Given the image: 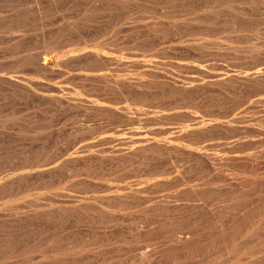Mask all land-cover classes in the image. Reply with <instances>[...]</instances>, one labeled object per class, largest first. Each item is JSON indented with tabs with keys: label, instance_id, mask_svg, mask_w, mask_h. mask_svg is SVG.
Returning <instances> with one entry per match:
<instances>
[{
	"label": "rangeland",
	"instance_id": "obj_1",
	"mask_svg": "<svg viewBox=\"0 0 264 264\" xmlns=\"http://www.w3.org/2000/svg\"><path fill=\"white\" fill-rule=\"evenodd\" d=\"M11 1L12 3L10 2V4L9 1L6 3V6L8 5L7 7H10V10L9 8L7 9L10 12L13 9V7H15V9L12 10V12H10V14H12L15 21L18 17L19 19L17 20L21 21V18L23 16L21 23L20 22L18 23V21L16 22L20 26L22 24L29 26L26 27L24 25L22 27H25L26 30H29L28 32L34 34L33 36H31L32 45H34V43L35 44L38 43V45L42 44L40 38L38 37L39 34L37 32V29H39V27H47L45 25H48V27L49 26L51 27L52 25L51 28L53 29V31L51 30L52 35L50 34V37H51V41L52 42L54 41V43L51 42V44H53L55 47L51 44H49L51 47L47 45L50 55L49 56L50 59L49 58L47 59L48 60L47 63L50 62V64H53L57 57L62 56V54L65 55V53L69 54L70 56L67 55L69 56L68 62L66 59L58 61L60 64L54 68L57 71L55 70L53 71L54 78L52 79L54 80L50 82L49 80L44 79L43 76L37 75L36 72H34L36 76L34 74L31 75L33 73V70L30 67L21 66L22 60L20 58L23 56L22 53L24 51L23 49H27L29 46H32L30 45L31 43H29L28 47H25L27 45L24 43L23 45H21V43L18 42L19 40L17 42L14 41L12 44H10L9 42L7 43L4 41H0V75L8 72H11V75L9 74V76L19 77V78L20 77L28 78L31 75L28 78L29 82L28 81H27L28 83L26 82L28 84V87L25 86L23 90L18 88V85L15 84L14 82H13L14 84L11 83L12 86L17 85V88L20 89V91H22L21 92L22 94L20 93V91H18L17 88H15V86H13L15 88V91H13L14 94L12 93V91L7 92L6 89L3 90L4 92L0 91V110L1 109L3 110L0 113L5 112L4 115H9L8 120L12 124L11 126L7 125L9 128H7L8 130L6 129L7 131H5L8 134H10V136L8 135L6 137L5 135V137L3 138L0 137V180L2 181V182L0 181V206L2 205L1 208H3V205L5 204L4 209L1 210L0 208V220H1L0 221V233H1L0 262L1 263L0 264H8V263L9 264L10 263L12 264L13 263L14 264H27V263L28 264L31 263L32 264H52V263L53 264H63V263L64 264H204V263L211 264L213 262V256L215 258L216 263L213 262L212 264H219V261L220 263L221 261L222 262L225 261L226 263V259H227L226 256L223 257L220 256V254L215 255V253H219L218 251L221 250L220 244L218 243L219 234L217 230L218 228H216V224L222 223L223 225L225 224L227 225L228 221H226L225 219L226 217L227 220L230 218L229 221H231L232 223L234 221L232 219H234L235 216L236 218L239 217L235 221L236 223L234 222V225H230L231 224L230 222L229 228L228 229L226 228L227 229L225 230L226 232L223 233V235L226 236L225 237L226 240L229 239V237L236 235L234 238H232L235 240L237 239L236 237H238L239 233L243 229L244 230L247 229L248 225L246 224L249 223L252 214L256 212L255 211L256 206L254 207V205H257V211H258V206L260 207L259 213L264 212L261 210V209L264 210V151H263L264 128H262V126L261 127L258 126L259 124L264 122V119L260 120V117L264 115V112L257 109L256 106L253 105L250 106L249 103L250 100L252 101V99H254V97H256L259 91L261 90L259 89V87L261 88L262 84L264 83V82L262 83V81H264V76L263 78L258 79L256 77L254 78V75L252 74L250 75L248 80L252 82L246 81L248 84L246 86V92L248 91L247 92L248 103L244 106L245 109L243 108V113L241 112L243 119L244 116H246V118L244 119L246 121L245 133L247 134L248 137L250 136L249 134L255 136H251L253 140H250L251 137H249V139H245L244 142L242 141L243 143L241 141L238 142L237 140H236L237 142H234L235 141L234 139H236L235 137L238 135V133H236L237 128L235 129L236 124L234 121L235 119L234 114L236 112L237 106H235L236 104L235 103L236 95L234 93L235 88L231 87L233 86V84L232 81L230 82L231 77L229 76L230 73H232L230 75H233V72L235 70L234 64L236 63V61L233 60L234 57H232L229 54H228L229 56H227L225 53H223V55L220 54V56L217 57L216 55H214L212 56L214 58L212 57L210 58V56H207L206 53L203 52L202 55V52L201 53L194 52L192 49H190V47L187 46H181V45L174 46L169 43H163L159 46L157 43L152 42L150 39L146 40L145 38H142V40L140 39L141 41L138 40L139 42L137 41L134 42L133 40H131V35H130L131 32L129 28H132L131 26L139 27L138 22H136V19H134L136 23L132 22L133 24L132 23L128 24L129 22H126V20L131 21L130 18L132 17L131 16L132 11L130 12L129 9H125L126 13L125 11L123 12L122 19L123 22L125 21L128 26L126 25L125 27H123L124 30L121 32L122 30L121 29L119 31V34H117V36H119V41H120L119 43L123 45L124 50L129 52L132 51L131 53L137 52L139 54H142L141 55L142 57L141 56H137L134 58L132 57L134 60L132 61L130 58L131 60V61L129 60L130 64L123 66L120 65L114 70L110 69V73L108 72V70L105 71L106 74L108 73L110 74V75L108 74L109 76H111L112 73V77L114 78L117 75L115 78L117 79L116 84H119V86L124 84L121 87L122 88L121 99L119 105V107L123 108L122 113L124 117L121 118L122 119L121 123L117 124L113 122L111 115H109L111 112L105 110L104 108L101 109L102 107L99 106L102 102L104 104V101L106 103V100L110 101L111 98L109 97H111L112 91H109V89H107L106 91L104 88L101 87L103 85L101 84L102 80L100 79L103 73L98 72L97 70L96 73L92 71V69L95 70L98 67L96 66L97 64L93 60L85 61L83 59H78L77 56H75L77 58L74 57V60L71 59L73 58L72 56L75 55L74 52L71 54V51H75L76 49L80 50L82 47H84V45H80V43H77L79 42V40H77L78 38L76 37L77 34L81 35L80 30H81V26H83L82 25L83 22L82 23L80 22L81 24L80 25L78 21L75 22V20H76V15L78 14L79 11L78 9L84 6L83 3L85 4L86 0L84 2L83 0L81 1L74 0L76 1V3L73 0L71 1L60 0V2L59 0H40V1L20 0L18 2L16 0H11ZM24 1L26 2L25 4ZM53 1L55 2L53 3ZM64 1H66L67 3ZM179 2L183 3V7H181L182 4L179 3L181 6L178 5V7L180 6L181 8L180 7L177 8V10H182L181 14H184V12L186 13L189 11H190L189 13H192L191 11L192 10L194 11L195 9L196 12V14H194L195 18L198 17L202 21V17L199 16L200 15L199 12L202 9L198 10L199 8L198 5H195L194 2L191 3L192 2L191 0H181ZM18 3H21L20 7ZM77 3L79 4V7L78 5L75 6ZM191 4L193 5V7ZM10 5L12 6V8ZM38 6L39 8H37ZM188 7H191V9L186 11ZM61 9L63 12L61 11ZM65 9L67 11H65ZM143 9L145 10L148 9V11L152 12L151 10L153 8L151 9L144 7L141 8L140 11H142ZM16 11L19 13H17ZM52 11H54L53 14L55 15H52ZM56 11L57 13H55ZM127 11L130 12V14L127 13ZM38 12L39 14L41 13L42 15L40 14L41 15L40 16ZM15 15L18 16L15 18ZM54 16H56V18ZM93 16L94 14L90 17L89 20L90 22H87V24L89 23L92 25V23H95L93 25L96 26V22H95L96 18ZM40 17L42 19L44 18L43 21ZM198 18L197 21L200 22ZM73 20L76 23L74 24V26L75 27L77 26V28H75V31L76 29H78L77 30L78 33L76 35H74L73 33L71 34L68 33L69 31L67 32L66 30L67 28L65 27L67 26V24L65 23L69 21L70 23H68V25L73 24ZM35 21L38 22L39 24L36 23ZM61 21H63L64 23H62ZM42 22L45 25L42 26L41 25ZM56 23H58L59 28L57 27ZM87 24L85 25L84 23L85 26L83 27L91 26ZM228 24L231 25V22L228 21ZM183 26L187 27V29L184 28ZM183 26L178 27L175 26L174 24H168L163 26L160 25L158 26L156 24H149V26L146 27V30L152 32H158L159 30L163 29L161 30L162 32L160 31L161 35L165 38H169L172 35L173 36H175L176 34L181 35V31H183L184 29L185 32L188 31L189 25L183 24ZM60 28L62 30V32H60L62 33V35L58 38L55 30L60 31ZM175 28H177V30H175ZM63 34L65 40L62 37ZM66 35L69 39L66 38ZM115 36L111 38L107 37L105 40L112 41L115 39ZM52 37H54L53 40ZM71 39L72 41H70ZM57 40H59V42ZM93 41L95 46L89 47L90 45H87L88 46L87 48L85 49L83 48L84 49L83 53L92 51L94 48L99 47V40L94 39ZM139 43L142 45H139ZM143 43L145 44L143 45ZM114 44H116V42ZM18 45L21 49L18 47ZM145 55H147L148 58L147 57L145 58L144 57ZM223 57L224 58L227 57V58L224 59ZM229 57L232 59H228ZM142 58L144 60H140ZM151 58H153L154 60ZM211 59H213V61H210ZM70 60L72 63H70ZM138 61L140 64L138 63ZM263 61L264 60L260 62L264 63ZM135 62H137L138 64ZM145 62L148 64H146ZM256 62L257 63L254 62L255 65L261 64L258 62V60ZM87 63L89 65H87ZM248 63L251 64V62ZM248 63L246 64L247 66L245 65L244 68L248 70L250 74V72H254L255 69H254V64H251L252 66L250 65V68L252 67L254 70L252 68L250 69ZM43 64H46V61ZM148 65L153 68L149 67ZM137 67L139 68L144 67L143 69L145 70H142L141 68L140 71L139 68ZM128 68L134 74L137 71L136 74L134 75L133 73H131ZM209 68L210 69L212 68V71L214 73ZM27 69L31 71L28 72ZM97 69H99V67ZM121 69L122 71L123 69L125 70L121 72ZM113 71H115L116 74ZM117 71H119L118 73L120 75L117 73ZM128 72L132 76L131 75L129 76ZM226 74L229 76L228 78ZM121 75L122 78L120 77ZM117 77L121 79L119 80V78ZM224 77L227 78L228 80L225 79ZM32 78L35 80H33ZM30 81H33L34 83ZM84 81H86V83H84ZM185 82L188 84H186ZM88 83L89 85H87ZM7 84L10 83L7 82ZM7 84L5 85L8 86ZM47 84H51V85L53 84L52 85L53 88L50 91L58 92L56 95V99L49 102L47 101L48 100L47 97H44L45 99L43 98L44 99V100L42 99L43 101L33 97L34 95L37 94L40 95H42L43 93L45 94V91H47L48 89ZM54 85L57 87H55ZM29 87L31 92L29 90ZM32 87L35 89H32ZM66 87L69 88L67 89ZM89 90H91V92ZM23 91L26 94H24ZM40 91L41 93H39ZM9 92L10 94H12L11 96L9 95ZM36 92L38 93L36 94ZM56 92H54V95L56 94ZM4 93H6V95H4ZM32 93L34 95H32ZM61 93H66L67 96L63 97V94ZM88 93L93 96H96L95 101H99V102H98V106L95 105V108H92L93 111L91 109L90 111L87 110L90 113L87 111H85L87 113H83L85 108L82 107L81 103L79 102L80 100L78 101V103L77 101L74 100L76 98L79 99L78 94H80L82 97L83 96L86 97ZM58 95L59 97H57ZM71 95L75 96V98L72 97ZM145 95L147 96V98L145 97ZM93 96H91V99L90 98L89 99L94 101L95 98ZM69 101H73V102L70 103ZM73 103H75L76 105ZM130 103L132 104L130 105ZM78 107H82L81 112L77 109ZM127 107L130 109H128ZM197 108L198 109L200 108L201 110V111L200 110L197 111L198 112L197 114L199 115L196 114ZM132 109H135L137 112L134 110L133 113V111H131ZM129 110L130 113L128 112ZM144 110L146 112H144ZM153 110H155L154 111L155 113H153ZM193 110L194 113H192ZM156 111H158L156 117L157 116H159V118L162 117L160 119L162 121H160L159 118L157 119L155 117ZM188 111H190V113ZM184 112H186V114H184ZM152 113H153V117L151 116ZM163 113L165 115H163ZM106 114L108 116H106ZM133 115L134 116L138 115L140 118L141 115H143L141 119L138 116H136L137 118H134L136 122L137 120L140 122L137 123L141 124L139 129H138L139 124L135 123V121L133 120L134 117ZM185 115L186 116L189 115V117L191 118L189 122H184L185 125L186 124L188 125V126L186 125V127H189V129L185 127L182 128V126H180L182 124L184 126V123L179 122V118L180 116L182 117ZM200 116L203 119L205 118L204 120L201 119L203 123V125L201 126L205 127L206 125L207 127V125L212 122L211 123L212 125L211 124L208 125L207 127L208 129L205 128L206 130L204 129L202 130L200 129L201 126L197 125V122L201 123V120H198L199 118H201ZM194 117H196L198 121L196 120V118L194 119ZM154 118H156L159 122L157 121L154 122ZM210 118L211 119L214 118V119L211 120ZM104 119L107 120L104 121ZM207 119L208 120L210 119L209 121L211 122H208ZM193 120H195L196 123L195 121L193 123ZM206 120L208 123H206ZM107 121L110 122V124ZM215 121L217 124H215ZM10 122L8 124H10ZM176 123L177 124L180 123L179 125H177L180 128L174 129ZM196 125L199 128L195 127ZM105 127H107L106 132L110 130V132L106 134V137L109 135V133L110 135L112 134L118 135L125 133L124 135L130 134L129 137H132L134 134L133 132L136 131V129L140 131V128H142L143 129L142 132L145 129L146 133L150 137L155 138V141L151 143L150 141L145 142L141 140L139 141L136 140L134 141L136 145L131 146L130 149L129 144L126 142L125 139L120 141H111L104 143L100 146L99 149H97L95 148V145L96 144L100 145V143L106 138L104 134L106 133L104 131ZM113 127L118 128L120 133H118L117 129H116L117 131L115 132V129ZM10 128L12 129L14 128V130L12 129L10 130ZM16 128L19 130V132L21 130V133H19ZM172 128L174 133H172L173 132ZM170 129H171V133L169 131ZM176 129H178V131ZM183 129L185 130L183 131ZM16 130L17 132H15ZM29 130H31L33 133L35 130L36 133L33 134ZM94 132L97 133L104 132L103 133L104 135H102L104 138L102 137L100 140L99 138L101 136L96 137L98 138L96 140H94L95 138H93V140L88 138V136ZM167 132H169V134ZM12 134H14V136ZM255 137L257 140L255 139ZM131 142H133V140ZM237 143L238 145H236ZM92 145L93 147H91ZM171 145H174L172 147H175L176 145L175 149H172ZM184 146L190 149L187 150L186 148H184ZM80 150L82 151L83 155ZM74 153L75 155L78 156L77 157L74 156ZM80 154L82 155V157H80ZM31 165L32 167L34 165L33 171ZM49 165L51 167H49ZM29 171H32V175L31 173L28 175L26 174ZM5 176H9V178L7 177V179L10 180L9 181L4 180ZM182 179H184V182L185 180H187L188 182L187 184L189 186L188 185L185 186L188 187H184V184L186 182L185 183L183 182L184 183L183 185L182 183H180ZM121 180L124 182H121ZM112 181H114L115 183ZM111 182L113 183V185ZM107 183H111V184H107ZM116 183L118 186H121L123 184L122 186H124L125 188H121V189L124 190L123 193L125 192L127 196L126 197L118 196L114 200V207H109L110 209L105 208L103 205L100 204V202L105 201L104 198L103 200L102 198H100L101 199L100 200L98 199V197H103L104 195H106L104 197H107L112 195L110 194V191L111 192L114 191L111 189L117 186ZM110 185H112L111 189H110ZM48 186L49 188H47ZM179 186L182 188V190ZM107 188L110 191L107 192L106 191L108 190ZM178 188L180 189V191ZM187 188L188 189L190 188L191 191L190 189L187 190ZM184 189L186 191H184ZM27 190H31V191L28 193ZM53 190L57 195L54 193ZM24 191L26 193L23 194ZM104 191L106 192L104 193ZM37 192L39 194H37ZM41 192L42 193L45 192V193H43L42 195ZM58 192L60 194H58ZM91 193L94 194V196L92 195L93 197L91 196ZM28 194H32V197L33 196L34 197L29 199L31 195L29 196ZM54 194L55 196H53ZM25 195H28L27 198L28 201L30 202L27 201ZM36 195L40 197H36ZM95 195H97V198L95 197ZM45 196H47L48 199L47 197L45 198ZM242 196L243 198H241ZM22 197L25 203H23ZM229 197H231L230 199H233L234 201H231ZM83 198L84 199L92 198V199L90 200L86 199L84 200V202H82ZM7 199L8 201H6ZM253 199L258 202L255 203ZM223 200H227V201H223ZM236 200L237 203H233L236 202ZM11 201L14 206H12L11 204L10 206L8 205L9 202L11 203ZM18 201L20 203L22 202V204L20 203L18 204L17 203ZM247 201L248 203L249 202L250 203L248 204ZM26 202L28 204H26ZM226 202H232V203H227L228 205L230 204V206H227ZM14 203L17 205V207ZM88 203H91L92 205ZM6 204L10 209H6L8 208ZM79 204L80 205L83 204V207L84 206L86 207L84 208L85 214H82L84 210H82ZM221 204L222 205L225 204L226 206L223 207ZM231 205L233 207H231ZM250 205L253 207L251 208ZM88 206L90 207V209ZM92 207L94 208L91 209ZM99 207L101 208L103 207L106 210L105 211L106 213L100 211ZM110 210H112L113 212L115 211L116 213L115 212L112 213V211ZM91 211L93 212V214ZM225 211H227L228 213L227 212H226L227 214L224 213ZM2 213L4 215H2ZM232 213L235 215L234 217H231L233 216ZM106 214H109L110 216H107ZM228 214L231 216H229ZM7 215H9L10 217H7ZM89 215L92 218L89 217ZM262 215H263L262 219L264 222V214ZM84 216L86 219H84ZM219 216L222 217V219H219L220 218ZM224 216L225 218H223ZM1 217L2 219L5 217L3 221ZM94 217L95 220L97 221L93 220ZM26 218L28 221H26ZM218 219L220 220V222ZM86 220H88L87 221L88 223L92 222L91 224L94 227L93 226L91 227L90 224L86 223ZM222 220L226 221L225 224L223 223ZM226 225L225 227L228 226ZM261 227H264V223L259 227V229H257L258 231L256 230L254 232L255 235L253 234L254 237L253 236L252 237L253 239L255 238L259 239L260 236L262 235L260 238L261 241L258 240V242L259 244L260 243L264 244V239L262 240V238H264L263 235L264 228ZM179 229L181 230L183 229L182 231L184 232H182ZM173 231L179 232V234H181L182 236L181 235L179 236L177 234L178 235L177 237H181V238L182 237L191 238L192 236H194V242L184 244V246L179 245L174 241L175 238H173L172 236ZM256 233L257 235L260 234L261 235L256 237L257 236ZM141 237L145 240L141 239ZM139 239L141 241H138ZM142 240L145 242H143ZM91 244H93L94 246H91ZM230 245H228V247ZM71 246L73 249L71 248ZM75 246L78 248L76 249ZM69 248L72 249L73 256L67 254V251L70 250ZM96 249L99 252L96 251ZM80 250L82 251L81 254H80ZM75 252L77 256H75L76 255ZM93 252L95 254H93ZM184 252H189V254L191 253L190 254L191 257L190 256L188 257L189 254L188 253L185 254ZM181 254H182V258L183 259L186 258V259L184 260L181 259L180 257ZM6 255L7 258H5ZM18 255L19 257H17ZM9 256L11 257L9 258ZM217 256L223 258L221 259L219 257L218 259ZM239 257L240 256H238V259L234 261V263L233 262L232 263L241 264V262L243 261L242 264L243 263L254 264L251 262L253 260L248 255L242 256L243 258L241 259H239ZM244 257L245 260H247L246 257L247 258L250 257V258L244 262ZM261 258L262 260H264V256L262 255L260 256L258 264L260 263L264 264L263 261L260 260ZM42 259L44 261H42ZM209 261H211V263Z\"/></svg>",
	"mask_w": 264,
	"mask_h": 264
},
{
	"label": "bare ground",
	"instance_id": "obj_2",
	"mask_svg": "<svg viewBox=\"0 0 264 264\" xmlns=\"http://www.w3.org/2000/svg\"><path fill=\"white\" fill-rule=\"evenodd\" d=\"M9 1V4H10V2L12 3V1L11 0H0V41H4V42H9L10 44H12L14 41H18L19 43H21V45H23V43L24 44H26L27 46H25V47H28V45H29V43H31V36H33L34 34H31L30 32H28L29 30H26V28L25 27H22V26H24L25 24H22L21 26L20 25H18V23L20 22L21 23V21H22V18H23V16H22V18H21V21H18L17 19H19V17L16 19V21H18V23L14 20V18H13V16H12V14H10V12H12V10H14L15 9V7H13V9L9 12V10H10V7H7L6 6V3ZM17 2L18 1H20V0H16ZM37 1V0H36ZM40 1V0H39ZM69 1H71V0H69ZM68 1V2H69ZM74 1V0H73ZM78 1V0H77ZM79 1H81V0H79ZM85 0H83V2H84ZM87 1V2H86ZM85 1V4L83 3V2H81V3H83V5L84 6H82L80 9H78L77 7V9L79 10L78 11V14L76 15V20H75V22L76 21H78V23L80 24V22L82 23V25L83 26H85L86 24H87V22H90L89 20H90V17L94 14V16L93 17H95L96 18V26L95 25H93V24H95V23H92V25L91 24H87V25H91L90 27L89 26H86V27H83V26H81V30H80V32H81V35L80 34H77L78 32H77V30L78 29H76V31H75V28H77V26L75 27L74 26V24H76L75 22H74V20H73V24H69L68 25V23H70L71 21V18H70V22L68 21L67 23H65V24H67V26H65L64 28L67 30V32L68 33H73L74 35H76V37L78 38L77 40H79V42H77V43H80V45H84V47H82L80 50H75V51H71V54L74 52V54L75 55H73L72 57L73 58H71V59H73L74 60V57L75 56H77L78 57V59H83V60H85V61H87V60H93L97 65L96 66H98L99 67V69H95V70H93L92 69V71H94V73H96L97 71L98 72H102L103 73V75H102V77H101V79L100 80H102L101 81V84L103 85V86H101L102 88H104L106 91H107V89H109V91H112V94H111V97H109V98H111L110 99V101H107L106 100V103H105V101H104V104H103V102L99 105L100 107H102L101 109H105V110H108V111H110L111 113L109 114V115H111V118H112V120H113V122L114 123H121V121H122V117H124L123 116V113H122V111H123V108L122 107H119V105H120V99H121V87H122V85H124V84H122L121 86H119V84H116V82H117V79H115L116 78V76L115 75H113V76H115V78L114 77H112V73H111V76H109L110 74V69H115V68H117L118 66H123V65H127V64H130L129 63V60H130V58H131V60L133 61L134 59V57H137V56H141L142 54H139V53H137V52H133V53H131V52H129V51H126V50H124V48H123V45L121 44V43H119L120 41H119V36H117V34H119V31L121 30V32L124 30L123 29V27H125L126 25H127V23L126 22H129L128 24H131L132 22H135V20L134 19H136V22H138V26L139 27H135V26H131L132 28H129V30H130V32H131V40H133L134 42H139V41H141L142 40V38H145L146 40H151L152 42H155V43H157L159 46L161 45V44H163V43H169V44H171V45H174V46H187V47H190V49H192L194 52H202V55H203V52L204 53H206V55L207 56H210V58L212 57V56H214V55H216V57L217 56H220V54H222L223 55V53H225L227 56H229V55H231L232 57H234V61H236V66H235V64H234V72H233V75H230V74H232V73H230L229 74V76L231 77L230 79V82L232 81V84H233V86H231V87H234L235 89H234V93H235V95H236V97H235V106H237L236 107V112H235V119H234V121H235V124H236V127H235V129L237 128V132L236 133H238V135L235 137L236 139H234L235 141L234 142H244V140L245 139H249V137H251V136H255V135H251V134H249L250 136L248 137L247 136V134L245 133V126H246V121L244 120L245 118H246V116H244V119H243V117H242V113H243V108H244V106L248 103V98H247V96H248V91L246 92V86L248 85L247 84V82L246 81H248L249 80V77H250V75H254V78L256 77V78H263V76H264V63H262V62H260V61H262V60H264V0H191L192 2L191 3H193L194 2V4L195 5H198L199 6V8H198V10H200V9H202V10H200V17H202V21L198 18V17H196L195 18V16H194V14H196V12H195V9H194V11L192 10L191 12L193 13H189V12H184V14H181V12H182V10H177V8H179L181 5L180 4H182V6L181 7H183V3H180L179 1H181V0H86ZM46 2V1H45ZM55 1H53V3H54ZM59 2H60V0H59ZM64 2H66V1H64ZM75 3H76V1H74ZM73 2V3H74ZM23 3V2H22ZM26 2L24 1V4H25ZM67 3V2H66ZM80 3V2H79ZM180 3V4H179ZM186 3V2H185ZM14 4H16V3H14ZM19 4V7H20V4L21 3H18ZM23 4V5H24ZM36 4V3H35ZM189 4V3H188ZM12 5V4H11ZM10 5V6H11ZM23 5H21V6H23ZM56 5V4H55ZM55 5H53V6H55ZM65 5V4H64ZM64 5H63V7H64ZM75 5V4H74ZM78 5V7H79V4L77 3L75 6H77ZM178 5H180L179 7H178ZM192 5V4H191ZM13 6V5H12ZM12 6H11V8H12ZM14 6H16V5H14ZM37 6V5H36ZM44 6V5H43ZM70 6V5H69ZM72 6V5H71ZM18 7V6H17ZM28 7V6H27ZM56 7H58V6H56ZM153 8L151 11L152 12H150V11H148V9L147 10H145V9H143L142 11H140L141 10V8ZM180 7V8H181ZM192 7H193V5H192ZM195 7V6H194ZM197 7V6H196ZM7 8H9V10L7 9ZM24 8H25V6H24ZM35 8V7H34ZM37 8H39V6L37 7ZM47 8V7H46ZM54 8V7H53ZM66 8V7H65ZM19 9V8H18ZM22 9H23V7H22ZM51 9V8H50ZM67 9V8H66ZM65 9V11H67ZM69 9V8H68ZM125 9H129L130 10V12H131V18H130V20L131 21H129V20H126V22L124 21L123 22V19H122V14H123V12L125 11ZM184 9V8H183ZM189 9H191V7H188V9H186V11L187 10H189ZM31 10H33V9H31ZM36 10V9H35ZM38 10V9H37ZM56 10H57V8H56ZM197 10V11H198ZM18 11V10H17ZM16 11V12H17ZM61 11H62V9H61ZM61 11H59V12H61ZM76 11V10H75ZM140 11V12H139ZM35 12V11H34ZM40 12V11H39ZM39 12H38V14H39ZM50 12V11H49ZM53 12L54 11H52V15H55V14H53ZM63 12V11H62ZM130 12H128L127 11V13H129L130 14ZM195 12V13H194ZM17 13H19V12H17ZM55 13H57V11L55 12ZM125 13H126V11H125ZM20 14H21V12H20ZM37 14V15H38ZM41 14V13H40ZM39 14V15H40ZM76 14V13H75ZM92 14V15H91ZM14 15V14H13ZM19 15V14H18ZM17 15V16H18ZM42 15V14H41ZM40 15V16H41ZM69 15V14H68ZM16 15H15V18L17 17ZM57 16V15H56ZM56 16H54L55 18H56ZM126 16V15H125ZM35 17V16H34ZM43 17V16H42ZM41 18V17H40ZM40 18H39V20H40ZM197 18H198V20H200V22H198L197 21ZM42 19V18H41ZM44 19V18H43ZM43 19H42V21H43ZM57 19H58V17H57ZM33 20V19H32ZM38 20V19H37ZM68 20V19H67ZM67 20H65V21H67ZM94 20V19H93ZM58 21V20H57ZM228 21L229 22H231V25H229L228 24ZM24 22H26V21H24ZM23 22V23H24ZM36 22V21H35ZM40 22H41V20H40ZM48 22V21H47ZM55 22V21H54ZM62 23H64L63 21H61ZM60 22V23H61ZM135 22V23H136ZM17 23V24H16ZM36 23H38V22H36ZM84 23H85V25H84ZM98 23V24H97ZM134 23V24H135ZM39 24V23H38ZM52 24V23H51ZM51 24H49V25H51ZM65 24H63V25H65ZM133 24V23H132ZM149 24H156V25H160V26H163V25H168V24H174L175 26H178V27H180V26H183V24H187V25H189V27H188V31H181V35H178V34H176L175 36H171V37H169V38H165V37H163L162 35H161V33H160V31L161 30H163V29H161V30H159L158 32H152V31H149V30H146V27L147 26H149ZM198 24V25H197ZM228 24V25H227ZM41 25L43 26V25H45V24H43V22L41 23ZM56 25H57V27L59 28V26H58V23H56ZM78 25V24H77ZM81 25V24H80ZM26 26V25H25ZM34 26V25H33ZM40 26V25H39ZM45 26H47V27H39V29H37V32H38V34H39V38H40V40H41V42H42V44L41 45H38V43L37 44H35L34 43V45H32V43L30 44V45H32V46H29L27 49H23L24 51L22 52L23 53V56L20 58L22 61V64H21V66L22 67H24V66H28V67H30L32 70H33V73L32 72H30V73H32L31 75H35L36 76V74L37 75H40V76H43V78L44 79H47V80H49L50 82L52 81V80H54V79H52V78H54L53 77V71L55 70L54 68L55 67H57V65H59L60 63L58 62L59 60H67V62H68V60H69V54H66L65 53V55L64 54H62V56H59V57H57L56 58V60H55V62L53 63V64H50V62L49 63H47V59L49 58L50 59V55H49V50H48V47H47V45H49V44H51V37H50V34H51V30L53 31V29L51 28L52 27V25H51V27L49 26L48 27V25H45ZM94 26V27H93ZM128 26V25H127ZM185 26V25H184ZM183 26V27H184ZM26 27H29L28 25L26 26ZM56 27V26H55ZM54 27V28H55ZM56 27V28H57ZM61 27V26H60ZM221 27V28H220ZM158 28V27H157ZM174 28V27H173ZM184 28H186L187 29V27H184ZM183 29V28H182ZM36 30V29H35ZM155 30V29H154ZM158 30V29H157ZM175 30H177V28H175ZM33 31V30H32ZM31 31V32H32ZM37 32H35V33H37ZM55 32H56V35H57V37L59 38L61 35H62V33H60V32H62V30H61V28H60V31L59 30H55ZM63 32H64V30H63ZM120 32V33H121ZM162 32V31H161ZM195 32V33H194ZM37 34V35H38ZM64 34H65V32H64ZM64 34H63V39L65 38L64 37ZM36 35V36H37ZM52 35V34H51ZM53 35H55V34H53ZM116 35V36H115ZM115 36V39L114 40H112V41H106L105 39L107 38V37H109V38H111V37H114ZM53 38L54 37H52V40H53ZM56 38V37H55ZM66 38L67 39H69L68 37H67V35H66ZM94 39H96V40H99V47H97V48H94L92 51H89V52H86V53H83L84 52V49L85 48H87L88 46L87 45H90L89 47H94L95 46V44H94ZM121 39V38H120ZM141 39V40H140ZM56 40V39H55ZM65 40V39H64ZM128 40V39H127ZM139 40V41H138ZM38 41V40H37ZM58 42H59V40H57ZM70 41H72V39L70 40ZM34 42V41H33ZM57 42V43H58ZM116 42V44H114ZM145 42V41H144ZM52 43H54V41L52 42ZM69 43V42H68ZM67 43V44H68ZM107 43H109V44H107ZM6 44V43H5ZM74 44H76V43H74ZM114 44V45H113ZM145 43H143V45H144ZM51 45H53V44H51ZM73 45V44H72ZM139 45H142V44H140L139 43ZM54 46V45H53ZM170 46V45H169ZM12 47V46H11ZM18 47H19V45H18ZM49 47H51L50 45H49ZM55 47V46H54ZM141 47V46H140ZM145 47V46H144ZM20 48V47H19ZM24 48V47H23ZM70 48V47H69ZM84 48V49H83ZM21 49V48H20ZM41 49V50H40ZM55 49V48H54ZM61 49V48H60ZM83 49V50H82ZM133 49H135V48H133ZM61 51V50H60ZM192 51V52H193ZM57 53V52H56ZM208 53V54H207ZM16 54V53H15ZM51 54V53H50ZM229 54V55H228ZM67 55H69V56H67ZM152 55V54H151ZM150 55V56H151ZM225 55V56H226ZM149 56V57H150ZM230 56V57H231ZM64 57H66V58H64ZM77 57H75V58H77ZM133 57V58H132ZM142 57V56H141ZM145 58L147 57L148 58V56L147 55H145L144 56ZM228 58V59H232V58ZM207 58V57H206ZM205 58V59H206ZM212 58H214V57H212ZM224 58V57H223ZM227 58V57H226ZM226 58H224V59H226ZM58 59V60H57ZM151 59H153V58H151ZM222 59V58H221ZM236 59V60H235ZM76 60V59H75ZM130 60V61H131ZM139 60V59H138ZM140 60H144L143 58L142 59H140ZM154 60V59H153ZM208 60H209V58H208ZM258 60V62L259 63H261V64H258V65H255V63H257L256 61ZM260 60V61H259ZM46 61V64H43L44 62ZM136 61V60H135ZM146 61V60H145ZM148 61V60H147ZM151 61V60H150ZM210 61H213V59H211ZM20 62V63H21ZM42 62V63H41ZM63 62H65V61H63ZM63 62H61V63H63ZM89 62V61H88ZM144 62V61H143ZM196 62V61H195ZM222 62V61H221ZM248 62H251V64H254V69H255V71L254 72H250V74H249V71L248 70H246L244 67H245V65L248 63ZM255 62V63H254ZM264 62V61H263ZM70 63H72L71 62V60H70ZM91 63V62H90ZM135 63H137V62H135ZM138 63H139V61H138ZM137 63V64H138ZM146 63V62H145ZM158 63V62H157ZM190 63V62H189ZM69 64V63H68ZM140 64V63H139ZM146 64H148V63H146ZM210 64V63H209ZM249 64V63H248ZM251 64H249L248 66H249V68H250V65ZM87 65H89L88 63H87ZM144 65V64H143ZM188 65V64H187ZM63 66V65H62ZM95 66V65H94ZM95 66V67H96ZM129 66V65H128ZM142 66V65H141ZM145 66V65H144ZM149 66V65H148ZM214 66V65H213ZM247 66V65H246ZM252 66V65H251ZM61 67V66H60ZM110 67V68H109ZM130 67H131V65H130ZM136 67V66H135ZM140 67V66H139ZM139 67H137V68H139ZM149 67H151V66H149ZM148 67V68H149ZM225 67V66H224ZM9 68V67H8ZM75 68H77V67H75ZM119 68H121V67H119ZM134 68V67H133ZM133 68H132V70H133ZM142 68V67H141ZM141 68H139V70L141 69ZM144 68V67H143ZM142 68V70H145V69H143ZM151 68H153V67H151ZM184 68V67H183ZM252 68V67H251ZM250 68V69H251ZM57 69V68H56ZM129 69V68H128ZM210 69V68H209ZM208 69V70H209ZM227 69V68H226ZM253 69V68H252ZM253 69V70H254ZM9 70V69H8ZM77 70V69H76ZM81 70V69H80ZM91 70V69H90ZM97 70V71H96ZM108 70V74H106V72L105 71H107ZM118 70V69H117ZM125 69H123V71H124ZM172 70V69H171ZM211 71H212V68L210 69ZM245 70V71H244ZM253 70H251V71H253ZM27 71L29 72V71H31V70H29V69H27ZM55 71H57V70H55ZM122 71V69H121V72H123ZM129 71L131 72V73H133L130 69H129ZM141 71V70H140ZM34 72H36V74L34 73ZM70 72V71H69ZM115 74H116V72L115 71H113ZM119 71H117V73H118ZM126 72V71H125ZM137 72V71H136ZM136 72H135V74H136ZM187 72V71H186ZM192 72V71H191ZM201 72V71H200ZM213 72V71H212ZM92 73V72H91ZM94 73H93V75H94ZM113 73V74H114ZM129 73V72H128ZM146 73V72H145ZM173 73V72H172ZM195 73V72H194ZM210 73V72H209ZM214 73V72H213ZM9 74L11 75V72H8V73H3L2 75H0V91H3L4 89H6V91L8 92V91H12V93H13V91H15V88H17V85H18V88H20V89H22L23 90V88L25 87V86H27L28 87V82H29V77L31 76H29L28 78H19V77H13V76H9ZM119 74V73H118ZM126 74V73H125ZM134 74V73H133ZM134 74V75H135ZM138 74H139V72H138ZM137 74V75H138ZM169 74V73H168ZM189 74H191V73H189ZM220 74V73H219ZM222 74H224V73H222ZM120 75V74H119ZM118 75V76H119ZM123 75V74H122ZM122 75L120 76L121 78H122ZM131 74L129 73V76H130ZM141 75V74H140ZM39 76V77H40ZM128 76V75H127ZM132 76V75H131ZM175 76V75H174ZM223 76V75H222ZM226 76H227V78L229 77L227 74H226ZM88 77V76H87ZM142 77V76H141ZM179 77V76H178ZM218 77H220V76H218ZM42 78V79H43ZM117 78H119V77H117ZM121 78H119V80L121 79ZM124 78V77H123ZM126 78V77H125ZM134 78H136V77H134ZM203 78V77H202ZM205 78V77H204ZM225 78V77H224ZM227 78H225V79H227ZM33 79V78H32ZM98 79V78H97ZM128 79V78H127ZM130 79H131V77H130ZM129 79V80H130ZM186 79V78H185ZM251 79H252V76H251ZM33 80H35V79H33ZM89 80H91V79H89ZM118 80V81H119ZM140 80V79H139ZM228 80V79H227ZM261 80V79H260ZM28 81V82H27ZM40 81V80H39ZM43 81V80H42ZM80 81V80H79ZM83 81V80H82ZM125 81V80H124ZM137 81V80H136ZM186 81V80H185ZM256 81V80H255ZM262 81V80H261ZM261 81H260V83H261ZM7 82L8 83H10V84H7ZM15 83V84H17V85H13V86H15V88L11 85V83ZM27 82V83H26ZM30 82H33V81H30ZM62 82V81H61ZM121 82H123V81H121ZM201 82H203V81H201ZM200 82V83H201ZM229 82V81H228ZM248 82H252V81H248ZM257 82H259V81H257ZM264 81H262V83H263ZM13 83V84H14ZM34 83V82H33ZM81 83V82H80ZM84 83H86V81H84ZM93 83V82H92ZM144 83V82H143ZM178 83V82H177ZM186 83V82H185ZM199 83V82H198ZM206 83V82H205ZM208 83V82H207ZM253 83H256V82H253ZM5 84H7L8 86H6ZM32 84V83H31ZM30 84V85H31ZM37 84V83H36ZM56 84V83H55ZM69 84V83H68ZM134 84V83H133ZM136 84V83H135ZM182 84V83H181ZM184 84V83H183ZM186 84H188V83H186ZM185 84V85H186ZM225 84V83H224ZM250 84V83H249ZM264 84V83H263ZM263 84H262V87L260 88L259 87V89H261L260 91H259V93L257 94V96L256 97H254V99H252V101L250 100V106L251 105H253V106H256L257 107V109H259V110H261L262 112H264V86H263ZM53 85V84H52ZM52 85L51 84H47V86H48V89H47V87H46V89H47V91H45V90H43V91H45V94L43 93L42 95H40V94H37L38 92H36V94L37 95H34L33 93H32V95H34L33 97H35L36 99H40L41 101H43L45 98L44 97H47V101H49V102H51L52 100H54V99H56V95H57V93L58 92H56V91H50L53 87H52ZM58 85V84H57ZM87 85H89V83L87 84ZM55 86V85H54ZM71 86V85H70ZM133 86H135V85H133ZM136 86H138V85H136ZM155 86V85H154ZM206 86V85H205ZM212 86V85H211ZM55 87H57V86H55ZM88 87V86H87ZM86 87V88H87ZM100 87V86H99ZM100 87V88H101ZM224 87V86H223ZM13 88H14V90H13ZM17 88V89H18ZM67 88V87H66ZM69 88V87H68ZM67 88V89H68ZM89 88H90V86H89ZM146 88V87H145ZM204 88V87H203ZM208 88V87H207ZM206 88V89H207ZM20 89H18V91H20ZM32 89H35V88H33L32 87ZM37 89V88H36ZM40 89V88H39ZM147 89V88H146ZM26 90V89H25ZM29 90H30V87H29ZM38 90V89H37ZM70 90V89H69ZM92 90H93V88H92ZM141 90V89H140ZM5 91V92H6ZM17 91V90H16ZM17 91V92H18ZM32 91H34V90H32ZM64 91V90H63ZM68 91V90H67ZM66 91V92H67ZM73 91V90H72ZM90 92H91V90H89ZM130 91V90H129ZM145 91V90H144ZM149 91V90H148ZM231 91V90H230ZM4 92V91H3ZM2 92V93H3ZM22 91H20V93H21ZM28 92V91H27ZM30 92H31V90H30ZM54 92H56V94L54 95ZM92 92H94V91H92ZM23 93H24V91H23ZM39 93H41V91L39 92ZM68 93V92H67ZM73 93V92H72ZM80 93V92H79ZM146 93V92H145ZM185 93V92H184ZM255 93V92H254ZM14 94V93H13ZM19 94V93H18ZM22 94V93H21ZM24 94H26V93H24ZM28 94V93H27ZM61 94H63V97H66L67 96V94L66 93H61ZM83 94V93H82ZM127 94V93H126ZM140 94V93H139ZM155 94V93H154ZM168 94H169V92H168ZM167 94V95H168ZM195 94V93H194ZM193 94V95H194ZM4 95H6V93H4ZM8 95V94H7ZM9 95L11 96L12 94H10V92H9ZM16 95V94H15ZM15 95H13V96H15ZM32 95H31V97H32ZM70 95V94H69ZM144 95V94H143ZM150 95V94H149ZM192 95V94H191ZM72 96V95H71ZM78 96H79V99H75L74 100V98H75V96H72V97H74L73 98V100L74 101H77V103H78V101L81 103V105H82V107H84L85 108V110H84V112L83 113H87V112H89L92 108H95V105H97L98 106V102L99 101H95L96 100V96H93V95H91V94H87L86 95V97H82L80 94H78ZM91 96H93L95 99H94V101L93 100H90L91 99ZM123 96V95H122ZM212 96V95H211ZM57 97H59V95L57 96ZM70 97V96H69ZM145 97L147 98V96L145 95ZM153 97V96H152ZM196 97V96H195ZM44 98V99H43ZM62 98V97H61ZM90 98V99H89ZM99 98H101V97H99ZM154 98V97H153ZM252 98V97H251ZM8 99V98H7ZM43 99V100H42ZM63 99V98H62ZM93 99V98H92ZM108 99V98H107ZM181 99V98H180ZM185 99V98H184ZM225 99V98H224ZM19 100V99H18ZM99 100V99H98ZM210 100V99H209ZM126 101V100H125ZM223 101V100H222ZM46 102V101H45ZM57 102V101H56ZM70 103H72L73 101H69ZM68 102V103H69ZM146 102V101H145ZM188 102V101H187ZM193 102V101H192ZM233 102V101H232ZM76 103V102H75ZM75 103H73V104H75ZM76 103V104H77ZM190 103V102H189ZM188 103V104H189ZM75 104V105H76ZM121 104H123V103H121ZM132 103H130V105H131ZM170 104V103H169ZM79 105V104H78ZM80 105V106H81ZM105 105H107V106H105ZM136 105H137V103H136ZM140 105V104H139ZM144 105V104H143ZM155 105V104H154ZM185 105V104H184ZM209 105V104H208ZM51 106V105H50ZM82 107H78L77 109L81 112V110H82ZM130 107V106H129ZM134 107V106H133ZM68 108H71V107H68ZM128 108V107H127ZM136 108V107H135ZM139 108V107H138ZM186 108V107H185ZM196 108V107H195ZM212 108V107H211ZM51 109V108H50ZM128 109H130V108H128ZM140 109H141V107H140ZM139 109V110H140ZM155 109V108H154ZM245 109V108H244ZM248 109V108H247ZM59 110V109H58ZM70 110V109H69ZM68 110V111H69ZM73 110H74V107H73ZM87 110H89V111H87ZM127 110V109H126ZM134 110L135 109H132L131 111H133V113H134ZM195 110V109H194ZM194 110H193V112L192 113H194ZM198 110H200V108L198 109L197 108V110H196V114L198 113L197 111ZM3 110L1 109L0 110V112H2ZM85 111H87V112H85ZM92 111H93V109H92ZM136 111V110H135ZM155 110H153V113H155L154 112ZM173 111V110H172ZM191 111V110H190ZM190 111H188L189 113H190ZM201 111V110H200ZM46 112V111H45ZM97 112V111H96ZM129 113H130V110L128 111ZM137 112V111H136ZM140 112V111H139ZM142 112V111H141ZM144 112H146L145 110H144ZM206 112V111H205ZM242 112V113H241ZM4 113L5 112H3V113H0V137L1 138H3V137H5V135H6V137L9 135L10 136V134H8L7 132H5V131H7L8 129L7 128H9L8 126H11L12 124H11V122L8 120V117H9V115H4ZM90 113V112H89ZM103 113H104V110H103ZM151 113V112H150ZM153 113H152V117H153ZM171 113V112H170ZM45 114V113H44ZM135 114H137V113H135ZM142 114V113H141ZM158 114V111H156V114H155V117H156V115ZM160 114V113H159ZM178 114H180V113H178ZM184 114H186V112H184ZM195 114V115H196ZM249 114H251V113H249ZM163 115H165L164 113H163ZM162 115V116H163ZM190 115V114H189ZM189 115L188 116H180V118H179V122H182V123H184V122H189V120H191V118L189 117ZM193 115V114H192ZM194 115V116H195ZM197 115H199V114H197ZM196 115V116H197ZM201 115H202V113H201ZM236 115H238V116H236ZM258 115V114H257ZM106 116H108L107 114H106ZM134 116V115H133ZM136 116H138V115H136ZM136 116H134L133 117V120L135 121V119L134 118H137ZM142 116L143 115H141V118H142ZM254 116V115H253ZM259 116V115H258ZM258 116H256V117H258ZM100 117H102V116H100ZM127 117V116H126ZM139 117V116H138ZM165 117V116H164ZM193 117V116H192ZM201 117V116H200ZM255 117V118H256ZM88 118V117H87ZM140 118V117H139ZM140 118V119H141ZM157 119L159 118V116H157L156 117ZM156 118H154V122H159ZM162 118V117H161ZM161 118H159V120L161 119ZM196 117H194V119H195ZM254 118V117H253ZM253 118H251V119H253ZM164 119V118H163ZM167 119V118H166ZM177 119V118H176ZM201 119H203L202 117L201 118H199L198 120H201ZM205 119V118H204ZM203 119V120H204ZM211 119V118H210ZM209 119V120H210ZM214 119V118H213ZM213 119H211V120H213ZM257 119H259V118H257ZM261 119H264V115L262 116V117H260V120ZM101 120H103V119H101ZM105 120H107V119H104V121ZM111 120V121H112ZM123 120H125V119H123ZM137 120V119H136ZM196 120H197V118H196ZM197 120V121H198ZM208 120V119H207ZM207 120H206V123H208V122H211V121H209L208 120V122H207ZM255 120V119H254ZM10 122V124H8L9 122ZM50 121H52V120H50ZM142 121V120H141ZM152 121H153V119H152ZM160 121H162V120H160ZM194 121L195 120H193V123H194ZM248 121V120H247ZM108 122V121H107ZM107 122H105V123H107ZM137 122H139L138 120H137ZM136 121H135V123H137ZM192 122V121H191ZM205 122V121H204ZM109 124H110V122H108ZM113 123V124H114ZM123 123V122H122ZM140 123V122H139ZM139 123H137V124H139ZM145 123V122H144ZM195 123H196V121H195ZM212 123V122H211ZM210 123V124H211ZM244 123H245V125H244ZM53 124V123H52ZM100 124V123H99ZM173 124V123H172ZM180 124V123H179ZM179 124H177L176 123V126L177 125H179ZM188 124H190V123H188ZM205 124V123H204ZM210 124H208V125H210ZM215 124H217L216 123V121H215ZM262 124V125H261ZM261 124H259L258 126H262V128H264V122H262ZM8 125V126H7ZM49 125V124H48ZM55 125V124H54ZM140 125L141 124H139V126H138V129H139V127H140ZM144 125V124H143ZM142 125V126H143ZM166 125V124H165ZM168 125V124H167ZM175 125V124H174ZM173 125V126H174ZM187 125V124H186ZM186 125H185V123H184V126H183V124L182 125H180V126H182V128L183 127H185V128H188L189 129V127H186ZM193 125V124H192ZM197 125L198 126H201V125H203V123H202V120H201V123H198L197 122ZM195 126V127H198V126ZM208 125H207V127H208ZM212 125V124H211ZM50 126V125H49ZM174 126V129L175 128H180L179 126ZM188 126V125H187ZM217 126V125H216ZM230 126H231V124H230ZM53 127V126H52ZM103 127V126H102ZM101 127V128H102ZM137 127V126H136ZM171 127H172V125H171ZM206 127V125H205V127L204 126H201V128L200 129H204V130H206L205 128H207ZM37 128H40V127H37ZM100 128V129H101ZM106 128L107 127H105V132H106ZM114 128V127H113ZM199 128V127H198ZM7 129V130H6ZM12 128H10V130H11ZM17 129V128H16ZM42 129V128H41ZM104 129V128H103ZM115 129V132L118 130V128H114ZM117 129V130H116ZM188 129H186V130H188ZM208 129V128H207ZM224 129V128H223ZM229 129V128H228ZM227 129V130H228ZM259 129V128H258ZM9 130V131H10ZM12 130H14V128L12 129ZM18 130V129H17ZM17 130L15 131V132H17ZM43 130V129H42ZM41 130V131H42ZM133 130H135V129H133ZM142 128H140V131H138L137 129H136V131H134L132 134H133V136L132 137H129V135L128 134H126V135H124V134H112V132H111V134L112 135H110V133H109V135L106 137V134L108 133V132H110V130H108L106 133H104L105 134V139L100 143V145H95V148H97V149H99L100 148V146L102 145V144H104V143H107V142H111V141H120V140H125L126 139V142L129 144V148L131 147V146H135L136 144H135V142L134 141H136V140H141V141H145V142H147V141H150L151 143H153L154 141H155V138L154 137H150L147 133H146V131H145V129H144V131L142 132ZM177 131H178V129H176ZM180 130V129H179ZM185 129H183V131H184ZM216 130V129H215ZM264 130V129H263ZM29 131H31V130H29ZM28 131V132H29ZM103 131V130H102ZM121 131V130H120ZM132 131V130H131ZM170 131V133H171V129L169 130ZM172 131H173V128H172ZM190 131V130H189ZM18 132H19V130H18ZM32 132V131H31ZM30 132V133H31ZM37 132H38V130H37ZM89 132H91V131H89ZM214 132V131H213ZM226 132V131H225ZM19 133H21V130H20V132ZM33 133V132H32ZM34 133H36L35 132V130H34ZM33 133V134H34ZM103 133H97V132H94V133H92V134H90L89 136H88V138H90V139H92L93 140V138H95L94 140H96V139H98V138H96V137H100L99 138V140L103 137L102 135H104ZM118 133H120L119 132V130H118ZM168 134H169V132H167ZM172 133H174V131L172 132ZM175 133H176V131H175ZM179 133H180V131H179ZM183 133V132H182ZM197 133V132H196ZM219 133V132H218ZM66 134V133H65ZM87 134H88V132H87ZM13 136H14V134H12ZM11 135V136H12ZM32 135V134H31ZM36 135V134H35ZM201 135H202V133H201ZM33 136V135H32ZM68 136V135H67ZM167 136V135H166ZM173 136V135H172ZM212 136V135H211ZM210 136V137H211ZM16 137V136H15ZM29 137V136H28ZM83 137V136H82ZM226 137V136H225ZM45 138V137H44ZM57 138V137H56ZM104 138V137H103ZM202 138H203V136H202ZM261 138V137H260ZM259 138V139H260ZM81 139V138H80ZM218 139H220V138H218ZM255 139H256V137H255ZM7 140H8V138H7ZM6 140V141H7ZM133 140V142H131ZM237 140V141H236ZM250 140H253L252 139V137H251V139ZM257 140V139H256ZM98 141V140H97ZM221 141V140H220ZM247 141V140H246ZM249 141V140H248ZM263 141H264V138H263ZM47 142V141H46ZM84 142V141H83ZM92 142V141H91ZM95 142V141H94ZM124 142V141H123ZM230 142V141H229ZM242 142V143H243ZM262 142V141H261ZM122 143V142H121ZM156 143V142H155ZM246 143V142H245ZM80 144V143H79ZM82 144V143H81ZM91 144V143H90ZM145 144V143H144ZM143 144V145H144ZM263 144V143H262ZM181 145V144H180ZM225 145V144H224ZM236 145H238V143L236 144ZM243 145V144H242ZM247 145V144H246ZM80 146V145H79ZM78 146V147H79ZM172 146H174V145H171V148L172 149H175V147H176V145H175V147H172ZM185 146H187V145H185ZM184 146V148H186L187 150H189L190 148H187V147H185ZM258 146V145H257ZM72 147V146H71ZM77 147V148H78ZM91 147H93V145L91 146ZM218 147H220V146H218ZM225 147V146H224ZM229 147V146H228ZM239 147V146H238ZM260 147V146H259ZM81 148H82V146H81ZM125 148V147H124ZM129 148H128V150H129ZM136 148V147H135ZM242 148H243V146H242ZM84 149V148H83ZM82 149V150H83ZM120 149V148H119ZM122 149H123V147H122ZM126 149V148H125ZM131 149V148H130ZM185 149V150H186ZM222 149V148H221ZM220 149V150H221ZM263 149V148H262ZM147 150V149H146ZM76 151V150H75ZM81 151V150H80ZM80 151H77V152H80ZM143 151H145V150H143ZM209 151V150H208ZM264 151V150H263ZM95 152H97V151H95ZM6 153V152H5ZM81 153H82V151H81ZM129 153V152H128ZM163 153H164V151H163ZM246 153H247V151H246ZM27 154V153H26ZM77 154V153H76ZM88 154V153H87ZM152 154V153H151ZM251 154V153H250ZM30 155V154H29ZM47 155V154H46ZM82 155H83V153H82ZM82 155L80 154V157H82ZM153 155V154H152ZM5 156H6V154H5ZM74 156H78V155H75V153H74ZM154 157V156H153ZM27 158V157H26ZM156 159V158H155ZM197 159V158H196ZM2 160V159H1ZM44 160V159H43ZM50 160V159H49ZM195 160V159H194ZM34 161V160H33ZM162 161V160H161ZM6 162H8V161H6ZM58 162V161H57ZM112 162V161H111ZM16 163V162H15ZM39 163V162H38ZM33 164V163H32ZM46 164V163H45ZM54 164V163H53ZM56 164V163H55ZM25 165V164H24ZM28 165V164H27ZM27 165H26V167H27ZM37 165V164H36ZM57 165V164H56ZM28 167H30V166H28ZM31 167H32V165H31ZM33 167H34V165H33ZM32 167V168H33ZM46 167V166H45ZM49 167H51L50 165H49ZM159 168V167H158ZM30 169V168H29ZM28 169V170H29ZM22 170V169H21ZM25 170V169H24ZM34 170V168L32 169V171ZM58 170V169H57ZM7 171V170H6ZM32 171H29V172H27L26 174L28 175V174H30L31 173V175H32ZM37 171V170H36ZM39 171V170H38ZM42 171V170H41ZM52 171V170H51ZM35 172V171H34ZM166 172V171H165ZM168 172H170V171H168ZM24 174V173H23ZM37 174V173H36ZM42 174V173H41ZM167 174V173H166ZM170 174V173H169ZM13 175V174H12ZM11 175V176H12ZM10 176V177H11ZM5 177H6V179H5ZM4 177V180H10V179H7V177L9 178V176H5ZM211 177V176H210ZM3 178V177H2ZM71 178V177H70ZM67 179V178H66ZM118 180H120V179H118ZM175 180V179H174ZM213 180V179H212ZM1 181V180H0ZM59 181V180H58ZM2 182V181H1ZM6 182V181H5ZM77 182V181H76ZM110 182V181H109ZM112 182H114V181H112ZM111 182V183H112ZM117 182V181H116ZM118 182H120V181H118ZM121 182H124V181H122L121 180ZM184 182V179H182V181L180 182V183H182V185L184 184V187H188L189 185L187 184L188 182H187V180H185V182ZM13 183V182H12ZM111 183H107V184H111ZM115 183V182H114ZM33 184V183H32ZM119 184V183H118ZM48 185V184H47ZM50 185V184H49ZM73 185H75V184H73ZM112 185H113V183H112ZM112 185H110V189L112 188ZM116 185H117V183H116ZM120 185H121V183H120ZM123 185V184H122ZM116 186V187H114V188H112L111 190H114L113 192H111L108 188V190H106L107 192L108 191H110V194H112V195H110V196H107V197H104V196H106V195H104L103 197H98V199H100V198H102V200H103V198H104V200L105 201H103V202H100V204L101 205H103L105 208H109V207H114V200L118 197V196H121V197H126L127 196V194L124 192L123 193V189H121V188H125L124 186ZM185 185H188V186H185ZM57 186V185H56ZM105 186V185H104ZM109 187V186H108ZM180 187V186H179ZM183 187V188H184ZM237 187V186H236ZM10 188V187H9ZM16 188V187H15ZM47 188H49V186L47 187ZM63 188V187H62ZM61 188V189H62ZM181 188V187H180ZM191 188H192V186H191ZM7 189V188H6ZM31 189V188H30ZM34 189V188H33ZM60 189V188H59ZM167 189H168V187H167ZM177 189V188H176ZM179 189V188H178ZM190 189V188H189ZM188 188H187V190H189ZM203 189H204V187H203ZM47 190H49V189H47ZM58 190V189H57ZM57 190H56V192H57ZM181 190H182V188H181ZM31 190H27V192L29 193ZM46 191V190H45ZM54 191V190H53ZM60 191V190H59ZM106 191H104V193L106 192ZM179 191H180V189H179ZM184 191H186L185 189H184ZM190 191H191V189H190ZM193 191V190H192ZM61 192V191H60ZM65 192V191H64ZM103 192V191H102ZM101 192V193H102ZM139 192V191H138ZM183 192V191H182ZM12 193V192H11ZM10 193V194H11ZM24 193H26L25 191L23 192V194ZM33 193V192H32ZM42 193V192H41ZM43 193H45V192H43ZM43 193H42V195H43ZM47 193V192H46ZM54 193H55V191H54ZM63 193V192H62ZM61 193V194H62ZM103 193V194H104ZM180 193V192H179ZM178 193V194H179ZM211 193V192H210ZM37 194H39L38 192H37ZM56 194V193H55ZM55 194L53 195V196H55ZM58 194H60L59 192H58ZM90 194V193H89ZM198 194V193H197ZM224 194V193H223ZM227 194V193H226ZM17 195V194H16ZM29 196L31 195V197H29V199L30 198H33L32 197V194H28ZM28 195H25V197L27 198V196ZM33 195H35V194H33ZM52 195V194H51ZM57 195V194H56ZM94 196V194H92L91 193V196ZM101 195V194H100ZM167 195V194H166ZM182 195V194H181ZM208 195V194H207ZM230 195V194H229ZM21 196V195H20ZM59 196V195H58ZM61 196H63V195H61ZM69 196V195H68ZM91 196H89V197H91ZM92 196V197H93ZM99 196V195H98ZM172 196V195H171ZM16 197V196H15ZM36 197H40V196H37L36 195ZM47 196H45V198H46ZM60 197V196H59ZM70 197V196H69ZM72 197V196H71ZM84 197V196H83ZM86 197V196H85ZM95 197L97 198V195H95ZM235 197V196H234ZM233 197V198H234ZM240 197V196H239ZM21 198V197H20ZM19 198V199H20ZM61 198V197H60ZM68 198V197H67ZM133 198V197H132ZM135 198V197H134ZM217 198V197H216ZM231 197H229V199H230ZM238 198V197H237ZM236 198V199H237ZM241 198H243V196L241 197ZM13 199V198H12ZM41 199V198H40ZM47 199H48V197H47ZM65 199V198H64ZM82 199V198H81ZM87 198H83V201L82 202H84V200H86ZM90 199H92V198H89V199H87V200H90ZM18 200V199H17ZM31 200H34V199H31ZM35 200H37V199H35ZM42 200V199H41ZM94 200H95V198H94ZM101 200V199H100ZM145 200V199H144ZM160 200V199H159ZM198 200V199H197ZM231 201H234L233 199H230ZM230 200H228V201H230ZM238 200V199H237ZM237 200H236V202H233V203H237ZM254 200V199H253ZM252 200V201H253ZM6 201H8V199L6 200ZM20 201V200H19ZM17 202L18 204L20 203V202ZM22 201H23V197H22ZM26 201V200H25ZM27 201H28V198H27ZM57 201V200H56ZM92 201V200H91ZM223 201H227V200H223ZM222 201V202H223ZM3 202H5V201H3ZM16 202V201H15ZM28 202H30V201H28ZM35 202V201H34ZM54 202V201H53ZM82 202H80V203H82ZM95 202V201H94ZM243 202V201H242ZM254 202L256 203V202H258V201H255L254 200ZM23 203H25L24 201H23ZM32 203V202H31ZM225 203V202H224ZM227 203H232V202H226V204ZM239 203V202H238ZM247 203H248V201H247ZM250 203V202H249ZM248 203V204H249ZM252 203V202H251ZM255 203H253V204H255ZM10 204L12 205V206H14L13 205V203H12V201H11V203L9 202V206H10ZM15 204V203H14ZM20 204H22V202L20 203ZM26 204H28L27 202H26ZM66 204V203H65ZM84 204V203H83ZM83 204L82 205H80L81 206V208H82V210H84V208H86L85 206L83 207ZM88 204H90V205H92L91 203H88ZM154 204V203H153ZM248 204H247V206H248ZM258 204V203H257ZM5 205V204H4ZM4 205H3V208H1L2 207V205L0 206V208H1V210L2 209H4L5 207H4ZM7 205V204H6ZM8 205H7V207H8ZM16 205V204H15ZM44 205V204H43ZM155 205V204H154ZM162 205V204H161ZM216 205V204H215ZM222 205V204H221ZM236 205V204H235ZM23 206V205H22ZM98 206V205H97ZM205 206V205H204ZM223 207L224 206H226L225 204H223L222 205ZM227 206H230V204L228 205L227 204ZM251 206V205H250ZM256 206V212H254V214H252V216L250 217L251 219H250V221H249V223H247L246 225H248L247 226V229L246 230H242L240 233H239V235H238V237H236L237 239H232V238H234L235 236H231V237H229V239H227L226 240V236L225 235H223V233H225L226 231L225 230H227L228 228H229V224H230V222L231 221H229V219L227 220V217L225 218V216L223 217V218H225L226 219V221H228L227 222V225L225 224V222L226 221H223V223L227 226V227H225V225H223L222 223V225L220 224V223H217L216 224V228H218L217 230H218V234H219V239H218V243L220 244V247H221V250L220 251H218L219 253H215V255H219L220 254V256H226L227 257V259H226V263L227 264H231L232 262L234 263V261H236L237 259H238V256H240L239 257V259H241V258H243L242 256H250L251 257V259L254 261H251L252 263H254V264H258L259 263V258H260V256L262 255V256H264V244H262V243H260L259 244V242H258V240H260L261 241V236L260 235H257V233H256V237H258V236H260V238L259 239H253V234H254V232L257 230V229H259V227L264 223L263 222V215L262 214H264V212L262 213V212H260V213H262V214H260L259 213V206H258V211H257V205H254V207ZM16 207H17V205H16ZM30 207H33V206H30ZM43 207V206H42ZM45 207V206H44ZM49 207H50V205H49ZM89 207V206H88ZM200 207V206H199ZM219 207V206H218ZM231 207H233L232 205H231ZM253 206H251V208H252ZM14 208V207H13ZM94 207H92L91 209H93ZM192 208V207H191ZM216 208V207H215ZM225 208H227V207H225ZM6 209H10L9 207L8 208H6ZM17 209V208H16ZM15 209V210H16ZM32 209V208H31ZM40 209V208H39ZM89 209H90V207H89ZM88 209V210H89ZM110 209V208H109ZM114 209V208H113ZM227 209H229V208H227ZM234 209H236V208H234ZM254 209V208H253ZM252 209V210H253ZM12 210V209H11ZM14 210V211H15ZM27 210V209H26ZM74 210V209H73ZM99 210L100 211H102V212H105L106 210L102 207H99ZM262 211H264L263 209H261ZM13 211V210H12ZM70 211V210H69ZM87 211V210H86ZM110 211H112V210H110ZM232 211V210H231ZM3 212V211H2ZM16 212V211H15ZM22 212V211H21ZM38 212V211H37ZM50 212V211H49ZM85 212V210L82 212V214H85L84 213ZM92 212V211H91ZM98 212V211H97ZM115 212V211H114ZM113 211H112V213H114ZM227 211H225L224 213H226ZM228 212H229V210H228ZM227 212V213H228ZM29 213V212H28ZM78 213V212H77ZM106 213V212H105ZM104 213V214H105ZM108 213H109V211H108ZM116 213V212H115ZM132 213H133V211H132ZM206 213V212H205ZM220 213H222V212H220ZM226 213V214H227ZM252 213H253V211H252ZM6 214H7V212H6ZM11 214V213H10ZM17 214H18V212H17ZM21 214H23V213H21ZM51 214V213H50ZM92 214H93V212H92ZM96 214V213H95ZM103 214V215H104ZM129 214H130V212H129ZM204 214V213H203ZM233 214V213H232ZM2 215H4L3 213H2ZM13 215V214H12ZM26 215V214H25ZM107 216H110L109 214H106ZM198 215V214H197ZM229 215V214H228ZM248 215V214H247ZM254 215V216H253ZM262 215V216H261ZM17 216V215H16ZM40 216V215H39ZM42 216V215H41ZM59 216H60V214H59ZM62 216V215H61ZM88 216V215H87ZM97 216H98V214H97ZM97 216H96V218H97ZM105 216V215H104ZM190 216V215H189ZM223 216V215H222ZM229 216H231V215H229ZM235 215L233 214V216H231V217H234ZM7 217H10L9 215H7ZM14 217V216H13ZM25 217V216H24ZM34 217H36V216H34ZM89 217H91L90 215H89ZM101 217V216H100ZM201 217H202V215H201ZM220 217V216H219ZM5 218V217H4ZM3 218V219H4ZM44 218H46V217H44ZM73 218V217H72ZM92 218V217H91ZM90 218V219H91ZM239 218V217H238ZM238 218H236V216L234 217V219H232V220H234L233 221V223L231 222V224L230 225H234V222L238 219ZM249 218V217H248ZM248 218H246V219H248ZM1 219H2V217H1ZM3 219H2V221H3ZM84 219H86L85 218V216H84ZM219 219H222V217H220ZM218 219V220H219ZM14 220V219H13ZM34 220V219H33ZM39 220V219H38ZM46 220V219H45ZM60 220V219H59ZM77 220V219H76ZM89 220V219H88ZM88 220H86V223H88L87 221ZM93 220H95V217H94V219ZM122 220V219H121ZM1 221V220H0ZM10 221V220H9ZM16 221V220H15ZM18 221V220H17ZM26 221H28L27 220V218H26ZM47 221V220H46ZM85 221V220H84ZM95 221H97V220H95ZM94 221V222H95ZM102 221V220H101ZM124 221V220H123ZM221 221V222H222ZM93 222V223H94ZM219 222H220V220H219ZM4 223V222H3ZM27 223V222H26ZM62 223V222H61ZM92 222H90V223H88V224H90L91 225V227L93 226L92 224H91ZM103 223V222H102ZM236 223V222H235ZM246 223V222H245ZM14 224V223H13ZM66 224V223H65ZM220 224V225H219ZM7 225V224H6ZM17 225V224H16ZM35 225V224H34ZM45 225V224H44ZM101 225V224H100ZM2 226V225H1ZM11 226V225H10ZM77 226V225H76ZM214 226V225H213ZM18 227H19V225H18ZM94 227V226H93ZM215 227V226H214ZM10 228V227H9ZM215 228V229H216ZM227 228V229H226ZM261 228H264V227H261ZM6 229V228H5ZM8 229V228H7ZM34 229V228H33ZM168 229V228H167ZM209 229V228H208ZM9 230V229H8ZM11 230V229H10ZM36 230V229H35ZM174 230V229H173ZM179 230H181V229H179ZM178 230V231H179ZM183 230V229H182ZM181 230V231H182ZM187 230V229H186ZM4 231V230H3ZM258 231V230H257ZM261 231V230H260ZM18 232H19V230H18ZM22 232V231H21ZM20 232V233H21ZM32 232V231H31ZM180 232V231H179ZM179 232H176V231H173L172 233H173V238H175V242L176 243H178L179 245H181V246H184V244H188V243H191V242H194V236H192L191 238H181V237H177L178 235L180 236L181 234H179ZM182 232H184V231H182ZM228 232V231H227ZM7 233V232H6ZM1 234V233H0ZM4 234V233H3ZM9 234V233H8ZM178 234V235H177ZM149 235V234H148ZM184 235H186V234H184ZM255 235V234H254ZM264 235V234H263ZM7 236V235H6ZM171 236V237H172ZM182 236V235H181ZM188 236V235H187ZM253 236V237H252ZM1 237V236H0ZM2 237H4V236H2ZM94 237V236H93ZM190 237V236H189ZM79 238V237H78ZM232 240H231V239ZM4 239V238H3ZM141 239H143L142 237H141ZM152 239V238H151ZM264 238H262V240H263ZM79 240V239H78ZM143 240H145V239H143ZM142 240V241H143ZM6 241V240H5ZM58 241H60V240H58ZM138 241H141L140 239L138 240ZM236 241H238V242H236ZM122 242V241H121ZM143 242H145V241H143ZM142 242V243H143ZM82 243V242H81ZM93 243V242H92ZM141 243V244H142ZM172 243V242H171ZM210 243V242H209ZM74 244V243H73ZM78 244V243H77ZM141 244H140V246H141ZM145 244V243H144ZM231 244V245H230ZM233 244V245H232ZM24 245V244H23ZM45 245V244H44ZM68 245V244H67ZM204 245H205V243H204ZM228 245H230L229 247H228ZM79 246V245H78ZM91 246H94L93 244H91ZM113 246V245H112ZM178 246V245H177ZM21 247V246H20ZM45 247V246H44ZM52 247V246H51ZM89 247V246H88ZM87 247V248H88ZM143 247V246H142ZM189 247H191V246H189ZM198 247V246H197ZM219 247V248H220ZM59 248V247H58ZM71 248H72V246H71ZM75 248L77 249L78 247H76L75 246ZM98 248V247H97ZM101 248V247H100ZM116 248V247H115ZM141 248V247H140ZM70 249V248H69ZM73 249V248H72ZM72 249H70V250H66L67 251V254L68 255H72L73 256V251H72ZM91 249V248H90ZM95 249V248H94ZM117 249V248H116ZM82 250V249H81ZM80 250V254L82 253V251ZM93 250V249H92ZM8 251V250H7ZM10 251V250H9ZM17 251V250H16ZM45 251H46V249H45ZM55 251V250H54ZM59 251V250H58ZM64 251V250H63ZM96 251H98L97 249H96ZM96 251H94V252H96ZM249 253H248V252ZM1 252V251H0ZM31 252V251H30ZM61 252V251H60ZM65 252V251H64ZM79 252V251H78ZM85 252V251H84ZM90 252V251H89ZM93 252V254H95ZM99 252V251H98ZM19 253H20V251H19ZM42 253V252H41ZM43 253H44V251H43ZM66 253V252H65ZM86 253V252H85ZM88 253V252H87ZM91 253V252H90ZM183 253V252H182ZM185 254L186 253H188L189 254V252H184ZM1 254V253H0ZM16 254V253H15ZM36 254V253H35ZM54 254V253H53ZM63 254V253H62ZM61 254V255H62ZM75 254H76V252H75ZM74 254V255H75ZM79 254V255H80ZM98 254V253H97ZM96 254V255H97ZM191 254V253H190ZM190 254L188 255V257L190 256ZM247 254V255H246ZM250 254V255H249ZM9 255V254H8ZM17 255V254H16ZM33 255V254H32ZM65 255V254H64ZM63 255V256H64ZM67 255V256H68ZM95 255V256H96ZM212 255H214V254H212ZM238 255V256H237ZM242 255V256H241ZM1 256V255H0ZM3 256V255H2ZM44 256H46V255H44ZM75 256H77V254L75 255ZM74 256V257H75ZM89 256V255H88ZM183 256H184V254H183ZM219 256V257H220ZM11 256H9V258H10ZM17 257H19V255L17 256ZM69 257V256H68ZM180 257H181V259H183L182 258V254L180 255ZM179 257V258H180ZM186 257H187V255H186ZM191 257V256H190ZM218 257V256H217ZM219 257H218V259H219ZM222 257V258H223ZM225 257V258H226ZM249 257V258H250ZM1 258V257H0ZM5 258H7V255H6V257ZM12 258H13V256H12ZM15 258V257H14ZM22 258V257H21ZM24 258V257H23ZM41 258V257H40ZM93 258V257H92ZM178 258V259H179ZM221 258V257H220ZM221 258V259H222ZM249 258H247L246 257V259L248 260ZM263 258V257H262ZM262 258L260 259V260H262ZM30 259V258H29ZM32 259V258H31ZM44 259V258H43ZM42 259V261H44ZM58 259V258H57ZM94 259V258H93ZM184 259H186V258H184ZM183 259V260H184ZM3 260V259H2ZM25 260V259H24ZM37 260V259H36ZM66 260H68V259H66ZM180 260V259H179ZM189 260V259H188ZM212 260V259H211ZM224 260V259H223ZM247 260H245V257H244V262L245 261H247ZM11 261V260H10ZM21 261V260H20ZM56 261V260H55ZM72 261V260H71ZM242 261V260H241ZM250 261V260H249ZM263 261V263H264V260H262ZM12 262V261H11ZM33 262V261H32ZM49 262V261H48ZM48 262H46V263H48ZM53 262V261H52ZM65 262V261H64ZM96 262V261H95ZM210 263H211V261H209ZM213 262H215L216 263V261H215V258H214V256H213ZM212 262V263H213ZM217 262H218V260H217ZM243 262V261H242ZM242 262H241V264H242ZM1 263V262H0ZM38 263V262H37ZM56 263V262H55ZM66 263V262H65ZM87 263V262H86ZM211 263V264H212ZM221 263L222 264H224L225 263V261H221ZM220 263V261H219V264H221ZM225 263V264H226ZM232 263V264H233ZM9 264V263H8ZM10 264H12V263H10ZM14 264V263H13ZM28 264V263H27ZM32 264V263H31ZM53 264V263H52ZM64 264V263H63ZM205 264V263H204ZM207 264V263H206ZM244 264V263H243ZM251 264V263H250ZM260 264H262V263H260Z\"/></svg>",
	"mask_w": 264,
	"mask_h": 264
}]
</instances>
